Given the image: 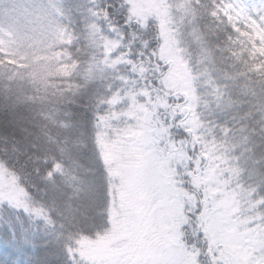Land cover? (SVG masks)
<instances>
[{
  "label": "trees",
  "instance_id": "trees-1",
  "mask_svg": "<svg viewBox=\"0 0 264 264\" xmlns=\"http://www.w3.org/2000/svg\"><path fill=\"white\" fill-rule=\"evenodd\" d=\"M172 1L187 87L169 79L159 25L126 0H0V264H97L125 230L113 249L146 247L151 219L169 225L164 190L135 172L148 128L159 179L184 193L185 264L233 263L214 214L264 264V43L219 0Z\"/></svg>",
  "mask_w": 264,
  "mask_h": 264
},
{
  "label": "rangeland",
  "instance_id": "rangeland-1",
  "mask_svg": "<svg viewBox=\"0 0 264 264\" xmlns=\"http://www.w3.org/2000/svg\"><path fill=\"white\" fill-rule=\"evenodd\" d=\"M129 4L131 15L135 16L141 23H146L147 20H153L159 25V31L161 36V56L168 58L173 64V68L169 79L172 83H181L184 87L188 86L189 76L184 63L181 62L182 58L176 56V43L174 42L175 33L172 31V26L176 25L175 15L172 12L174 1L172 0H126ZM219 9L228 23L237 28L239 24L243 25L258 41L264 43V0H219ZM43 11L41 10L40 13ZM67 30H60L58 33V42L63 44H69L71 37L67 36ZM0 44L3 45V39H0ZM1 52L8 58L9 52L1 49ZM142 95L144 93H141ZM152 128V126H150ZM150 129L144 137L146 148L145 157H141L140 160H136L135 172L136 176L141 177V181L145 182L146 187L157 182L161 189L165 193V210L168 216L169 225L164 229H160L158 225H155L151 229L150 224L146 229V235L150 236V240L145 247L144 240L140 239L136 244L139 249L134 251L133 242L128 241L124 247L113 249V243L119 238H125L128 236L127 230L123 236L114 237L108 245L101 248H95L93 252V260L97 261V264H185V256L181 243L179 242V229L178 223L182 222L181 209L184 207L182 203V197L184 193L181 189H170V187L163 186L164 181H161L158 177L157 168L158 161L160 159L158 153L154 148L157 145L158 132L152 129L150 135H148ZM169 148V146L167 145ZM145 150V148H143ZM158 152V151H157ZM148 157H147V156ZM161 155L163 151H161ZM172 157L168 155V161ZM164 169H167L164 164ZM174 176V172L169 169L168 173ZM227 200V199H226ZM225 205L227 201L223 202ZM219 205V203H218ZM223 205V204H221ZM221 214H214L209 218L210 223L216 226V233H212L213 241L220 251V257H224L229 253H236L233 263H245L248 258L249 264H258V260L251 261L248 254L255 248L254 244L243 236L246 233H239L237 230V223L232 221L226 227L223 222H220ZM230 222V221H229ZM103 246V245H102ZM135 253V254H134ZM134 254V255H133ZM259 254V252H258ZM241 259V260H239ZM191 263V259L186 261Z\"/></svg>",
  "mask_w": 264,
  "mask_h": 264
}]
</instances>
